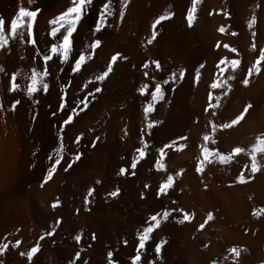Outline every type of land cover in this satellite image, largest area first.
Returning <instances> with one entry per match:
<instances>
[{"label":"bare ground","instance_id":"obj_1","mask_svg":"<svg viewBox=\"0 0 264 264\" xmlns=\"http://www.w3.org/2000/svg\"><path fill=\"white\" fill-rule=\"evenodd\" d=\"M104 4V26L95 31ZM70 6L72 0H0L8 40L0 45V245L8 246L0 252V264H107L108 251L115 264H131L137 233L156 214L159 225L149 233L138 264H264V59L257 65L260 72L248 71L264 48V0H92L73 33L68 60L61 62L59 52L51 51L60 33L49 35L56 27L49 21ZM20 7L39 9L32 18L31 45L26 17L21 18L23 42L20 35H7ZM162 15L168 18L153 29ZM94 39L101 43L91 49ZM82 52H91L92 59L72 73L71 65ZM116 53L120 56L113 70L96 81ZM43 55L51 58L43 61ZM233 60L238 61L235 67ZM145 61L148 68L142 67ZM33 70L47 75L29 95ZM172 73L175 78L163 84ZM158 82L164 98L145 119L143 106ZM12 83L17 87L10 91ZM142 84L148 85L144 95L137 91ZM95 87L101 91L96 93ZM90 91L84 108L77 102ZM61 95L65 109L58 110ZM72 107L77 113L61 129ZM149 122H155L151 129ZM141 136L145 156L133 169ZM166 144L164 167L158 170L157 149ZM61 145V163L45 182ZM235 147L243 151L233 154ZM203 148L213 153L208 160L200 154ZM76 153L80 156L73 160ZM221 155L230 158L221 162ZM68 161L72 166L65 171ZM168 175L172 185L157 195ZM238 175L244 176L243 183ZM88 188L93 192L85 205ZM117 189L116 196L109 195ZM16 240L20 244L12 247ZM161 241L157 256L155 244ZM32 247L37 251L29 259ZM231 248L239 254L233 255Z\"/></svg>","mask_w":264,"mask_h":264},{"label":"snow or ice","instance_id":"obj_2","mask_svg":"<svg viewBox=\"0 0 264 264\" xmlns=\"http://www.w3.org/2000/svg\"><path fill=\"white\" fill-rule=\"evenodd\" d=\"M124 2L126 3V0H124ZM92 3V0H72V6L68 7L66 11L62 12L58 17H56L54 20L49 21L50 24L56 25V27H53L51 29V32L49 33L50 36H57V33H60V36L58 37V44H53L51 46V51L53 53L59 52V59L61 62H65L68 60V53L69 51H71L72 49V37H73V33L76 31L77 29V25L78 23L82 22V19L86 16L87 11L89 10V5ZM193 3H195V0H193ZM108 8V4H104L102 6V8L99 10V14H98V18L95 21V31H99L103 26H104V22H105V10ZM39 9H36L35 11H30V10H26L24 7H20L19 11L16 13L15 18L10 19V23H9V27H8V31H7V35L9 36H17L20 35L21 37V42H23V27H24V20L21 18L26 17L27 18V43L28 44H33V32H32V28H33V17H35L36 12H38ZM193 11L194 9H189L188 13H187V19L189 21L192 20L193 18ZM108 15H111V13H108ZM122 15V12H121ZM167 16H160L158 17L151 25V27L153 29L156 28V25L159 24L162 20L167 19ZM253 20H250L249 23V27H251L252 23L254 22ZM4 20L2 18H0V45H7L8 44V40L6 39L5 35H4ZM61 29H63V32H61ZM221 31H223V29H220ZM155 37V32L152 33V36L150 38H148L147 43L151 44L153 38ZM101 41L99 39H94L91 44H90V48L91 49H96L98 45H100ZM227 47V46H226ZM120 56L119 53H116L114 55L111 56V58L107 61L106 64V69L98 74H96L95 79L96 81H103L105 80L106 77H108L109 73L113 70V63L117 61V58ZM51 57L49 55H43L41 57V59L43 61H48ZM91 60L92 59V53L88 52V53H80V55L78 56V58H75L74 63L71 65V72L72 73H76L80 70L81 65H83L85 63V60ZM260 59H264V48L259 50V58L257 59L256 63L252 66L251 69H249V73L252 72V70L254 69L256 72H260L261 68L258 67L257 65L260 64ZM152 64L155 65L156 69L159 70L160 69V64L153 60L151 62ZM238 63V61L233 60L232 61V65L233 67H235V65ZM142 67L144 68H148V62L145 61L144 64L142 65ZM202 67V66H201ZM185 72L184 69H181L179 71V76L181 78H183ZM47 75V72H38L36 70H33L31 73V77L30 80L27 84V88L26 91L29 95L36 93L38 90V84L41 83L42 78L44 76ZM145 76L148 75L147 72L144 73ZM197 75H199V73H197ZM176 76V73H172L168 79H165L162 81L163 84H168L169 80H173ZM12 80L15 81V75L12 77ZM244 83H247V80H244ZM17 87V84L12 83L11 87L9 88V90H13ZM148 87L147 84H142L140 88L137 89V91L141 94L144 95L145 93V89ZM213 88L217 87V84L214 82L212 84ZM43 88L45 90H47L48 88V84L44 83L43 84ZM61 92H64V87L61 86L60 88ZM94 91L96 93H99L101 91L100 87H95ZM93 93L90 91L88 93V96H85L82 100H79L77 103L83 105L84 108L88 107V97L92 96ZM164 98V93L161 89V83H156L154 89L151 91V101L149 103L144 104L143 106V112L145 115V119H147L148 113L153 111V105L158 101V100H162ZM64 96L61 95L59 97V109H65V103H64ZM15 103H19V101H15ZM83 109H81L82 111ZM77 113V108L72 107L71 108V114H67L66 119H63V122L60 124V128L63 129L64 125L70 124L73 121V116L76 115ZM243 115V113H241V115L236 116L235 119H233L231 121L232 125H235L237 123V121L240 120L241 116ZM155 122H149L147 123V128L151 129L153 127V124ZM229 124H225L223 125V127H229ZM81 139L80 136H76L75 137V141L79 142ZM203 140L204 141H208L209 140V136L208 135H204L203 136ZM140 145L141 147L136 148V153H138V156L133 155L132 160H131V167L134 169L137 166V162L139 158H143L145 156V151L142 150L143 148H146L147 145L144 142V138L143 136H141L140 138ZM214 143V141H213ZM96 141L93 140L91 143V146H95ZM169 145H164L163 148L157 149L158 152L161 153L160 158H158L156 160L155 163V167L158 170L163 169L164 165L161 162L163 159V155H164V148H168ZM63 151V145H61V147L57 148L55 150V160L54 162L51 164V167L48 168L46 174L44 175L43 179L46 182L47 180H49L53 173L56 171V167L57 165H59L61 163V154ZM243 151L242 148L240 147H235L232 149V153H241ZM260 151H264V149H260ZM256 150H253V153L251 155V160H252V165H251V170L253 172H255L257 170V163H256V155H255ZM201 156L204 158V160H208L209 156H211L213 153L209 151L208 148H203V150L201 151ZM80 156V153H76L75 156L72 158L74 159H78ZM230 157H225L223 155L220 156V160L221 162H224L226 159H229ZM71 165V161L67 162V167L64 169L65 171L68 170V168H70ZM202 171L201 165L198 162L196 164V172L199 173ZM125 172V169L123 167L120 168V173L123 174ZM236 179L243 183L244 182V176L243 175H238L236 177ZM97 183H99V181H97ZM173 183V177L171 175L167 176V179L165 182H162L159 186V192L157 193V195H159V193L165 192ZM145 187H148L147 185H145ZM93 189L92 188H88L87 190V194L84 196L83 198V203L85 205L88 204L89 202V196L92 195ZM119 192V189H117L116 191H113L111 193H109V195L111 196H116ZM59 204V201H56L52 204V207L55 208L57 205ZM177 211H181L180 209H177ZM262 211H264V209H262ZM253 214H255V210H253ZM159 214L156 215H151L149 217H147V220L152 221L153 223L150 224L147 227L143 228L142 232H138L137 233V238L139 240V243L135 245L137 252L136 255H133L131 257V264H138V262L141 260V255H140V250H142L145 246V242L149 239V233H151L153 231V228L157 227L159 225V220L157 219V216ZM164 217H167L169 215L168 212H164ZM183 219L184 220H188L189 216L187 214L183 215ZM212 219V215L211 213L208 214V220ZM179 222V221H178ZM56 223L59 224L60 220L57 218ZM205 223H207V220L205 221ZM199 227L202 229L204 228V224H200ZM47 235L51 236L52 232L49 231L47 233ZM74 239L76 240L77 243L80 242L81 237L80 235H76L74 237ZM92 239H95V235H93ZM124 243H127V241H124ZM163 243V241H161L160 243H156L155 244V252L157 254V256H159V253L161 251V244ZM20 244L19 240L15 241V244L12 245V247H15L16 245ZM8 247L7 245H0V252H3L4 248ZM37 251V247H32L28 252L27 255L29 257V259H31L32 255ZM229 251L233 254V255H238V250L236 248H231L229 249ZM21 255H24V253H21ZM76 257L79 258L80 257V253L77 252L76 253ZM107 257H108V261L107 264H115V260L113 258V252L112 251H108L107 252ZM149 264H151V262H149Z\"/></svg>","mask_w":264,"mask_h":264}]
</instances>
